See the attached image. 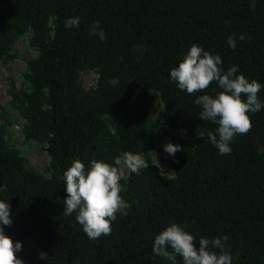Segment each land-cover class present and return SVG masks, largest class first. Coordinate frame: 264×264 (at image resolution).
Here are the masks:
<instances>
[{
    "label": "trees",
    "instance_id": "obj_1",
    "mask_svg": "<svg viewBox=\"0 0 264 264\" xmlns=\"http://www.w3.org/2000/svg\"><path fill=\"white\" fill-rule=\"evenodd\" d=\"M77 16L79 27L65 26ZM23 37L38 56L21 90L9 89L10 107L49 166L44 174L28 167L11 143L15 121L0 108V201L13 220L6 235L33 241L44 264H170L154 254L155 238L187 224L197 245L228 236L232 264H264V108L249 113L251 130L221 155L207 136L197 139L217 125L199 120L195 100L222 89L213 82L190 95L170 79L196 44L219 55L225 71L238 66V75L259 82L264 103V0H0V61ZM90 72L98 81L86 90L81 75ZM157 102L162 120L151 116ZM158 131L184 149L170 156L171 179L150 156ZM123 152L142 154L149 167L121 180L131 207L117 214L111 235L89 239L76 213L63 215V173L75 160L86 169L92 160L115 166Z\"/></svg>",
    "mask_w": 264,
    "mask_h": 264
},
{
    "label": "clouds",
    "instance_id": "obj_2",
    "mask_svg": "<svg viewBox=\"0 0 264 264\" xmlns=\"http://www.w3.org/2000/svg\"><path fill=\"white\" fill-rule=\"evenodd\" d=\"M80 17L65 21L66 27H79ZM246 37L241 34L240 41ZM229 46L235 50V34L228 38ZM219 55H213L202 47L193 44L178 67L170 71V79L180 90L195 94L207 90L215 82L222 91L215 96L204 94L198 96L195 103L201 106L199 120L210 121L217 125L215 132L197 131V139H204L214 145L221 155H230V144L239 135L247 134L252 128L249 113H258L264 108L258 98L262 85L256 80L251 82L239 72L238 66L227 71L222 67ZM180 145L167 143L164 151L175 157L182 151ZM114 165L102 160H92L90 168L80 160H75L64 173L67 199L64 201L63 215L76 213L77 222L83 227L89 239L111 235L112 223L117 214L127 215L131 205L120 195L121 180L126 179V170L139 173L147 169L148 163L142 154L123 152L114 160ZM11 206L0 201V264H24L17 253L22 251V243L13 241L5 234L4 226H11ZM183 227L173 223L156 236L153 246L154 254L166 258L170 264H177V257L182 264H232L233 257L226 250L228 236L217 238L196 237ZM171 249V250H170Z\"/></svg>",
    "mask_w": 264,
    "mask_h": 264
},
{
    "label": "rangeland",
    "instance_id": "obj_3",
    "mask_svg": "<svg viewBox=\"0 0 264 264\" xmlns=\"http://www.w3.org/2000/svg\"><path fill=\"white\" fill-rule=\"evenodd\" d=\"M37 56L36 51L29 47L28 38L23 37L15 41L13 53L0 61V108L15 121L10 127L12 145L22 151L31 170L44 174L49 166V157L45 148L34 141H25L22 131L25 121L10 107L11 97L8 94L11 88L16 91L21 90L27 63L37 58ZM97 81L98 75L93 72L81 75V84L86 90L94 87ZM151 116L155 120L163 119V109L160 103L157 102L153 106ZM154 143L155 148L150 152L153 163L160 169L164 178H173L174 173L170 165V155L164 151L165 145L169 143L167 138L158 131ZM128 176L129 171L126 170V177L128 178ZM126 179H123V181ZM22 246V251L17 253V257L22 259L24 264H30L31 262L32 264H44L43 255L33 241H25Z\"/></svg>",
    "mask_w": 264,
    "mask_h": 264
}]
</instances>
